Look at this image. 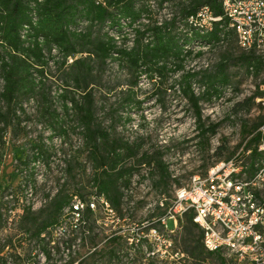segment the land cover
<instances>
[{"label": "rangeland", "instance_id": "1", "mask_svg": "<svg viewBox=\"0 0 264 264\" xmlns=\"http://www.w3.org/2000/svg\"><path fill=\"white\" fill-rule=\"evenodd\" d=\"M135 1L138 5H151L150 16H146L142 23L163 25L176 17L174 33L184 37L185 33L191 31L190 25L182 21V0ZM198 21L204 23L201 19ZM191 25L199 28L196 20ZM97 30L101 33L99 26ZM110 33L115 34L120 45L132 47L134 44L135 34L130 28L123 35L113 30ZM124 36L128 39L126 42ZM189 47L194 53L185 64V72L196 71L203 75L216 69L228 46L203 47L195 43ZM199 50L203 51L201 55L196 54ZM241 52L234 43L229 63L231 82L225 86L222 95L201 101L205 127L218 124L216 133L206 136L199 134L194 110L176 82L180 73L164 83L142 76L134 87L136 99L143 101L139 107L125 100L129 96L126 90L132 87L135 80V74L126 64L108 60L102 70L97 59H90L93 66L90 87L96 100L98 121L108 127L112 138L135 144L139 148L138 158L144 153L156 159L161 156L170 173L166 190L159 184L161 176L154 162L138 164L137 158H125L123 164L135 168L130 185L122 187L123 221L118 219L115 212L106 209L104 198L97 194L93 181L94 161L77 128L75 117L71 113L65 114L60 95L75 88L74 82L66 78L70 67L63 68L51 62L34 94L20 95L7 116V126L0 123V128L4 127L0 132V264H64L69 261L70 251L65 249L63 241L69 239L70 222L77 216L65 215L59 224L49 229L51 235L45 234L47 240H54L50 244L54 247L50 260L43 253V244L31 236L29 220L21 219L23 209L27 207L40 213L38 217L42 218L46 211L42 210L61 188L67 193H78L75 198L77 203L81 199L80 194L96 202L98 209L95 216H99V221L95 232L107 235L120 226L130 235L146 234L147 228H155L166 234L151 232L156 254L147 253L145 260L138 259L139 254L130 245H125L111 256L108 251H101L105 241L97 240L100 242L95 247L89 238L80 239L73 247L74 264H161L162 258L177 260L175 255L170 254L175 242L173 235L181 228L178 226L174 232H167L158 223L173 207L176 190L187 186L194 174L203 175L214 163L232 157L258 129L255 125L264 119V107L257 102L251 107L236 106L252 95L264 81V67L256 77L233 60ZM201 75L193 84L198 95L205 91ZM3 85L0 77V93ZM48 105L59 113L60 122L47 114L45 108ZM61 124L68 129L67 134L61 131ZM167 222L170 229L175 227L172 219ZM222 256L226 263L218 256H211L205 264H251L246 260L240 261L234 255ZM181 257L185 258V264H193L185 255Z\"/></svg>", "mask_w": 264, "mask_h": 264}, {"label": "trees", "instance_id": "2", "mask_svg": "<svg viewBox=\"0 0 264 264\" xmlns=\"http://www.w3.org/2000/svg\"><path fill=\"white\" fill-rule=\"evenodd\" d=\"M168 1L172 0H161V2ZM205 6L210 9L214 17H222L221 20L213 21L209 30L200 26L197 17L200 9ZM180 12L184 24L190 25L191 28L184 37L174 33L176 17L172 21H165L163 25L150 26L142 23L146 16H150L151 5L149 3L138 5L135 0H0V77L4 84L0 93V123L7 126V116L20 95L34 94L36 88L43 82L41 77L44 76L51 62L63 68L70 67L66 78L74 82L75 88L60 95L64 111L65 114L71 113L75 117L77 128L80 129L94 161L93 181L97 194L109 204V208L106 209L115 212L120 221L125 220L122 187L130 185L135 168L126 167L123 164L125 158L135 160L137 158L138 164L154 162L161 176L159 184L166 190L170 173L161 156L156 159L144 153L138 158L139 148L135 144L112 138L108 127L98 121L96 100L90 87L93 74L90 59H97L102 70L108 60L126 64L135 74V80L132 87L126 90L129 96L125 100L139 107L142 106L143 101L136 99L134 87L142 76L149 77L151 81L158 79L159 83H164L180 73L176 82L182 95L194 110L201 136L216 133L218 124L205 127L203 123L201 101L220 97L225 86L230 84L229 63L233 56L232 45L236 43L242 51L233 60L244 66L248 73L258 77L264 67L263 59L253 52H246L240 48L237 33L230 27L229 20L224 15L222 0H182ZM191 17L199 24V28L191 25L192 23L189 22ZM98 26L101 33L97 32ZM104 28L106 30L103 32ZM129 28L135 34L132 47L120 45L115 34L110 33L113 30L123 35ZM127 40L125 37L124 41ZM195 43L203 47L228 46L213 72L203 75L196 71L185 72V64L194 53L189 46ZM53 49L56 50L55 54ZM202 53L203 51L199 50L196 54ZM199 75H201L200 80L204 81L205 91L198 95L193 84ZM158 90L160 91L159 88ZM261 94L258 86L252 95L236 106L251 107L256 103V97ZM256 104L261 106L259 103ZM45 111L54 121L60 122L61 116L52 110L50 105ZM263 124L264 119H261L255 128ZM64 127L61 124L60 129L67 134L68 129ZM3 128H0V132ZM256 138L258 139L259 136ZM77 194L67 193L62 188L58 189L47 207L42 210H46L42 218L38 217L40 213L34 212L31 207L23 209L21 219L29 220L32 226L28 230L33 238H37L43 244V253L47 260L52 258L54 247L50 244L54 240L51 238L47 240L45 234L51 235L49 229L59 224L65 215L73 217L76 213H79V216L75 217L76 222L75 219L70 222V237L63 241L65 249L70 251V259L64 264L75 263V258L72 256L73 247L77 240L83 241L86 238H89L95 247L100 242L97 240L105 241L101 251H108L111 256L125 245L135 248L139 254L138 259H147V253L156 254L155 242L147 235L152 228H147L146 234L142 232L134 235H130L129 231L120 226L107 235L95 232V226L99 221V216H95L98 209L96 202L85 199L83 194H80L79 201L83 202L84 208L77 211L74 208ZM92 201L95 202L94 208L90 206ZM193 216L194 212L189 210L178 219L181 231L173 235L175 242L170 254L178 259L169 261L162 258L161 264H185L182 255L191 259L193 264H205L206 259L211 256H218L223 263H226L220 251L206 249L203 243V231L194 222ZM162 218L158 223L163 228Z\"/></svg>", "mask_w": 264, "mask_h": 264}, {"label": "built area", "instance_id": "3", "mask_svg": "<svg viewBox=\"0 0 264 264\" xmlns=\"http://www.w3.org/2000/svg\"><path fill=\"white\" fill-rule=\"evenodd\" d=\"M222 5L240 48L264 60V0H222ZM197 17L204 21L200 26L205 30L211 29L213 21L222 19L214 17L207 6L200 9ZM259 90L262 94L256 102L264 107V83ZM174 199L173 207L161 219L163 231L174 232L179 217L191 210L194 222L203 231L207 250L264 264V124L232 157L214 163L203 175L194 174L187 186L176 190ZM103 203L109 208L104 199ZM90 206L94 208L95 202ZM74 208L83 209V202H76ZM168 219L174 221V228L168 227ZM151 232L156 234L158 230L152 228L148 234L153 240ZM158 234L166 236L165 232Z\"/></svg>", "mask_w": 264, "mask_h": 264}]
</instances>
